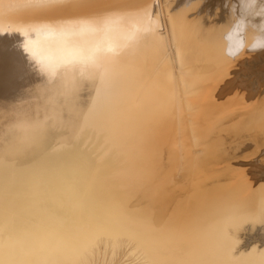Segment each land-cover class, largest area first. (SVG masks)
Listing matches in <instances>:
<instances>
[{"label": "bare ground", "instance_id": "6f19581e", "mask_svg": "<svg viewBox=\"0 0 264 264\" xmlns=\"http://www.w3.org/2000/svg\"><path fill=\"white\" fill-rule=\"evenodd\" d=\"M69 1L0 0V264H89L90 258L100 253L99 250L110 248L111 252H114V243L108 245L106 242L99 246L96 243L99 238L115 240L121 234L138 244L136 246L134 243L135 248L148 264H264V240L257 244L258 240L251 237L258 234L259 230L250 231L252 233L250 236L243 234L245 237H251L253 241H247L245 238L246 241L241 243L240 234L237 235L246 222L248 224L249 221L261 219L264 222V213L259 208V211L253 213L243 210L248 207L250 199L237 201L234 206L227 207L219 217L213 219L208 217L210 220L205 218L206 223L192 224V210L197 206L196 204L193 206L186 195V197L182 195L183 198L181 194V198L177 196V201L173 199L174 203L169 207L163 204L153 206L151 211L153 217L144 218L147 217L146 214L138 216L128 209L130 195L128 198L127 196L132 193L125 192L126 189L123 190L125 187L121 189L123 185L131 189L136 187L141 196L138 203L142 205L159 200L160 194L166 192L163 187L162 190L159 189L162 185L157 186L156 192L160 193L152 192L154 186L150 184L155 172L142 174L144 167L140 173L137 171L138 163L145 160L146 154L152 148L155 149L153 145L149 146L150 149L145 146L149 145L147 142L151 131L148 129V121L171 106L178 105L177 93L184 95L192 93V78L213 77L222 72L227 74L228 65L220 62L230 58L223 53L220 37L229 19L218 20V14L225 12V9L229 11L232 4L237 5L239 14V0H220L214 4L217 6L215 11L214 7H208L211 12L204 9L202 0H183L179 3L177 2L179 0ZM49 10L68 12L70 16L66 18L74 22L57 27L44 25L60 20L50 18L52 14L48 13ZM254 22L258 24L260 18L257 17ZM211 26H214L213 30L210 29ZM208 29L210 31L206 32ZM16 60L22 64H14ZM236 62L233 63L238 64L240 61ZM229 66L231 67V64ZM234 73L237 72L234 71L232 75ZM178 82L183 84L182 89ZM263 120L264 115L257 123ZM163 121H166L164 117ZM165 125L167 126L166 123ZM210 125L213 127L214 123ZM154 126L153 129L156 128ZM233 127L230 126L231 129ZM194 130L192 132H195ZM217 130L219 131V128ZM155 131L154 134L157 135ZM234 132L231 130L230 134ZM164 134L166 135V132ZM214 134L217 135V133L212 135ZM217 136L220 139L219 135ZM233 136L237 137L236 133ZM95 137H98L96 141H100V138L108 141L107 146L101 144L103 150L101 149L98 154L118 150L112 151L106 160L96 158L91 160L90 156L96 152L90 151L93 147L89 151L84 150L82 145L87 143L88 138H91L88 140L91 142ZM155 137L157 141L161 140L157 138L159 136ZM244 140L246 144V139ZM96 141L93 145L98 143V148L96 146L94 150L100 149L99 143H102V140ZM159 143L160 147L156 146L160 149L162 146L161 142ZM230 144L233 145L231 142ZM211 145L208 146L209 150L215 147ZM218 145L221 143L217 144L219 151L221 149ZM238 146L236 149L232 146V151L224 149L227 153L223 158L228 159L230 155L242 149ZM218 151L215 150L217 153ZM255 151L257 152V150L253 152ZM151 156L153 157V154ZM123 157L125 159L119 162L118 158ZM206 157L203 159H207ZM90 160L91 163L88 164L90 166L83 174L82 171ZM171 160L173 164L174 161ZM151 163L157 164L156 161ZM149 165H146L147 169ZM204 165L201 164L202 168ZM211 165L210 170L213 168ZM225 166L220 171L227 170ZM151 167L153 168V165ZM159 167L157 166V170L162 166ZM218 167L217 170L220 169ZM230 167L228 171L233 170ZM140 168L142 166H139ZM164 170H159L161 176ZM204 172L209 174L210 171L206 169ZM182 174L181 177L186 176ZM211 175V178L218 176L213 173ZM77 177H80L81 181ZM77 179L79 185L75 184ZM234 182L236 183V180ZM205 183L201 185L205 186ZM217 183L216 186L219 185ZM239 184L236 183L237 186ZM169 186L174 187V184ZM167 187L166 185V189ZM220 192L216 187L211 190L210 197H221ZM237 193L238 197L242 195V192ZM192 194L194 195L193 192ZM193 195L191 197H194ZM260 198L259 204L262 203L260 208H264V199ZM159 203H162L161 200ZM149 208L151 209V206ZM263 226L260 227L261 231ZM259 234L261 235V232ZM93 248L95 249L92 250Z\"/></svg>", "mask_w": 264, "mask_h": 264}, {"label": "rangeland", "instance_id": "374dc122", "mask_svg": "<svg viewBox=\"0 0 264 264\" xmlns=\"http://www.w3.org/2000/svg\"><path fill=\"white\" fill-rule=\"evenodd\" d=\"M70 1H72V2H77V1H79V0H70ZM69 1V2H70ZM177 1V0H176ZM180 1H183V0H179V1H177L178 3L180 2ZM193 1H198V0H193ZM203 1V7L205 6V7H214V10L213 11H215L216 9H217V6H214V4H216L217 2H220V0H202ZM212 1H214V3L212 2ZM210 2V3H209ZM213 5H212V4ZM209 5H212V6H209ZM113 6H111V8H112ZM204 7V9H206V11H208V12H211V9H207V8H205ZM204 9H202L203 11H205ZM205 11V12H206ZM229 11H228V9H225V12H223V13H219L218 15V20L219 19H221V21L223 20H227V19H229V17H230V12L228 13ZM48 13H50V18H52V19H60V20H56V21H54V22H49V23H44V25H47V26H49V27H57V26H60V25H68V24H71V22H74V20H72V19H67L66 17H69L70 16V14H68V12L66 13V12H56V11H48ZM223 14V15H222ZM62 17L63 18H65V19H62ZM222 17V18H221ZM213 28H214V26H211V30H213ZM210 29H208L206 32H209L210 31ZM246 52H247V50H246ZM250 54V53H249ZM251 55H253V56H251ZM246 58H245V57ZM243 56V58L244 59H242V58H239V59H235V61L233 60V59H229V60H226V59H224V60H222L220 63L221 64H224V65H228V66H226V70H227V74L225 73V72H222L221 74H218V75H216V76H213V77H202V78H192V93H189V94H187V95H184V94H182V93H177V96H176V98H177V100H178V105L177 104H175L174 106H171L168 110H166V111H163L164 112V115H162L163 114V112H160L161 113V115L159 116V114L160 113H158L157 115H155L152 119H150V120H152V121H148L149 122V124H147L148 125V129H149V131H150V137H149V142H147V143H149V145H145L148 149H150L149 148V146L151 145H153V146H155L154 148L155 149H151V151H149L148 153H150L151 152V154H150V156H148V153L146 154L147 156H146V158H145V160H143V161H140L139 163H138V169H137V171L140 173L141 172V170L143 169V167L146 169V170H148V171H145V169H143L142 171L143 172H141L142 174H146V173H150V172H155L154 174H155V177L153 176L154 174H152V176H153V179H152V182H151V186L153 187L154 186V190H152V192L154 193V194H156V193H160V191L159 192H156L157 191V189H158V187L157 186H159V185H162V186H160L159 187V189H161L162 190V187L163 188H165V191L166 192H163L162 194H160V199L159 200H154V201H151V202H148V203H143V205L142 204H140V203H138V201L140 200V198H141V196H140V194H139V190L136 188V190H134L135 188L134 187H132V189H131V187H127L126 188V185H123V186H121V189H123L124 187V191H125V189H126V191L125 192H127V193H129V192H131L132 194H128V196H127V198L129 197V195H130V198H128V203H129V205H128V209L129 210H132V212H134V214L135 215H138V216H145L144 214H146L147 215V217L145 216L144 218H151V216L153 217V213L151 212L153 209V206H159V204H163L164 206H170L172 203H174V200H176L177 201V198H179V196H180V194H181V196L182 195H186L185 197L188 199V201H192V205L194 206L195 204H196V206H197V208L196 209H194V210H192V224L193 223H200V224H202V223H206L207 222V220H210L209 218L211 217V219H213V218H216V217H219V216H221L222 215V213L227 209V207L229 208V207H232V206H234L236 203H237V201L238 202H243V201H245V200H248V199H250L249 200V204L247 205L248 207H245V208H243V210L245 211V212H247V211H250L249 213H253V212H255V211H257L258 210V208H259V210H261V212H263L264 213V208H260V206H261V204H259L261 201H259V198H260V196H261V200L262 199H264V135H262L261 133H263L264 134V126H263V124H264V120L262 121V122H259V123H257L260 119L262 120V118H263V115H264V50H260V51H257V52H255V54L254 53H252V54H250V55H248V52H247V54H245ZM250 56V57H249ZM236 60H238V64H236L237 62H236ZM231 63H230V62ZM227 62V63H226ZM233 62H236L235 64L233 63ZM14 64H16V65H21L22 63H21V61H19V60H16L15 62H14ZM231 64V67H232V71L230 70V65ZM242 64V65H241ZM244 64V65H243ZM234 65V66H233ZM234 69V70H233ZM239 69V70H238ZM230 71L233 73L234 71L235 72H237V73H234L233 75H232V73H230ZM229 72V73H228ZM229 74H231V75H229ZM226 75V76H225ZM228 76H230V77H228ZM231 76H233V78L231 77ZM226 77H228V79H226ZM232 78V79H231ZM203 83V84H202ZM200 84V86H197V85H199ZM178 85H180V88L182 89V87H183V84L181 83V82H178ZM196 85V86H195ZM194 86L195 87H198L197 89L196 88H194ZM194 88V89H193ZM200 89V90H199ZM202 90V91H201ZM205 91V92H204ZM209 92V93H208ZM247 94V95H246ZM199 95V96H198ZM204 95V96H203ZM203 99V100H201V99ZM214 98V99H213ZM243 98V99H242ZM174 99H175V97H174ZM184 99V100H183ZM200 99V100H199ZM248 99V100H247ZM199 101V102H198ZM226 101V102H225ZM244 101H247V102H244ZM190 102V103H189ZM201 102V103H200ZM213 102H214V104H213ZM210 103V104H209ZM196 104V105H195ZM201 104H202V106H201ZM211 105V106H210ZM196 109H195V108ZM215 107V108H214ZM198 109V110H197ZM208 110V111H207ZM205 111V112H204ZM229 111V112H228ZM169 112V113H168ZM202 112V113H201ZM217 112V113H216ZM224 112V113H223ZM237 112V113H236ZM171 113V114H170ZM196 113V114H195ZM228 113H229V115H228ZM257 113L259 114V115H257ZM166 114H168V115H166ZM170 114V115H169ZM226 114V115H225ZM237 114V115H236ZM236 115V116H235ZM161 116H162V118H161ZM168 116V117H167ZM218 116V117H217ZM226 116V117H225ZM231 116L233 117V118H231ZM240 116H242V117H240ZM257 116H259V117H257ZM163 117L165 118V120L166 121H168L169 120V122L167 123L166 121H163ZM217 117V118H216ZM220 117H221V119L222 120H224V122L222 121V120H220ZM228 117H230V118H228ZM237 117H239V119H237ZM168 120H167V119ZM219 118V119H218ZM236 120H235V119ZM240 118H241V120H240ZM160 119H161V121H160ZM194 119V120H193ZM198 119H200V120H198ZM211 119V120H210ZM154 120V121H153ZM158 120L160 121V122H158ZM172 120V121H171ZM175 120V121H174ZM215 120V121H214ZM240 120V121H239ZM254 120H255V122H254ZM164 122L163 123V125H162V123L161 122ZM172 123H171V122ZM220 121V122H219ZM234 121V122H233ZM241 121H242V123H241ZM152 122V123H151ZM155 122H157L156 123V126H154L155 125ZM196 122V123H195ZM210 122V123H209ZM223 122V123H222ZM239 122V123H238ZM154 123V124H153ZM165 123L167 124V126L165 125ZM213 123H214V125L215 126H217L219 123L221 124V125H218L217 127L219 128V131L217 130L218 128L216 127L215 128V126L213 125ZM218 123V124H217ZM225 123V124H224ZM230 123V124H229ZM245 123V124H244ZM151 124H153V125H151ZM158 124V125H157ZM174 124V125H173ZM201 124V125H200ZM210 124H212L213 125V127L210 125ZM231 126V128L234 126L233 124H235V126L233 127V129H234V131H233V129H231L230 128V126ZM239 124V125H238ZM241 124V125H240ZM248 124V125H247ZM171 125V126H170ZM177 125V126H176ZM198 125H199V127H198ZM211 126V129H210V127L209 126ZM233 125V126H232ZM153 126L154 127H156L155 129H156V131H155V129H153ZM160 126H161V128H160ZM165 126H166V128H165ZM221 126V127H220ZM240 126V127H239ZM243 126H244V128H243ZM248 126L250 127V126H253L252 128H248ZM259 126V127H258ZM260 126H261V128L262 129H260ZM165 129H164V128ZM199 128V130H198V128ZM223 127H225L227 130H225V128H223ZM229 127V128H228ZM160 129V133L158 134V131H159V129ZM164 129V133L166 132V135L163 133V129ZM196 128V129H195ZM222 128H223V131H222ZM246 128H247V130L249 131V132H247V130H246ZM257 128V129H256ZM175 129V130H174ZM195 129V130H194ZM212 129H213V133H217V135H219V137H220V139L218 138V136L216 135V134H214V135H212L213 133H212ZM216 129V130H215ZM230 129V130H229ZM250 129H251V131H250ZM255 129H256V131H255ZM195 131V132H192V131ZM209 130V131H208ZM214 130L216 131V132H214ZM231 130H232V132H234V133H232V135L230 134L231 133ZM254 130V131H253ZM259 130H260V132H259ZM263 130V131H262ZM154 131H155V133L157 132V135L156 134H154ZM162 131V132H161ZM170 131V132H169ZM188 131V132H187ZM225 131H228V132H225ZM258 131V132H257ZM173 133V135H172V133ZM187 132V133H186ZM199 132H200V134H203L202 135V137L201 136H199L200 134H199ZM202 132H204L205 133V137L206 136H208V137H204V133H202ZM241 132V133H240ZM257 133L258 135H260V136H258L257 134H255V133ZM153 135H152V134ZM161 133H162V135H161ZM168 133H171V135L170 134H168ZM176 133V134H175ZM196 133H197V135H196ZM206 133H209L208 135H206ZM219 133V134H218ZM225 133V134H224ZM228 133V134H227ZM235 133H236V136L237 137H235V136H233V134L235 135ZM246 133V134H245ZM253 133V134H252ZM198 137H196L195 135ZM238 134V135H237ZM247 134H249L250 136H248ZM251 134H252V136H251ZM159 136V137H157V138H160L161 140H159L158 139V141L156 140V137L155 136ZM177 135L179 136V137H177ZM196 137H194V136ZM211 135H212V138L213 139H215V140H213V139H211ZM226 135H228V136H226ZM231 135V136H230ZM245 135H247V138L245 137ZM257 135V136H256ZM161 136V137H160ZM222 136V137H221ZM225 136V138H223ZM230 136V137H229ZM233 136V137H232ZM240 136V137H239ZM262 136H263V138H262ZM155 139H154V138ZM163 137V138H162ZM200 137V138H199ZM210 137V138H209ZM215 137H217V138H215ZM254 137H256V138H260L261 139V141L259 142V138L256 140V138H254ZM98 137H95L94 138V140H91V142H89L90 140L89 139H91V138H88V140H87V143H84L83 145H82V148H84V150H87L88 149V151L93 147H95L96 148V146H97V148H98V143L97 144H95L94 143V145H93V142H95L96 140L95 139H97ZM100 138V137H99ZM180 138H183V139H181L180 140ZM201 138H203L202 140H201ZM221 138H222V140H221ZM239 140H238V139ZM249 138H250V140H249ZM253 138V139H252ZM162 139H164V141L162 140ZM166 139V140H165ZM205 139V140H204ZM210 139V140H209ZM219 141H217V140ZM229 139H231L230 141H229ZM233 139H235L234 141L236 142H234L233 141ZM241 139V140H240ZM244 139H246V144H245V140ZM99 140V139H98ZM101 140H102V143H99V148L100 149H95V150H97V151H95L93 148H92V150H90V151H93V152H96V154L95 153H92V156H93V158H92V156H90V159L92 160V159H103V160H106L107 159V157H109L110 156V153L112 152V151H117L116 149H113L112 151H108V153L107 152H105V153H101V154H98V152H100V151H102L103 150V148H101L102 147V145H106L107 146V143H108V141H105V139L104 138H100V141H96V142H101ZM199 140H200V143H199ZM206 142H204V141ZM225 142H224V141ZM247 140H249V141H247ZM252 140V141H251ZM105 141V142H104ZM170 141V142H169ZM179 141V142H178ZM196 141H198V142H196ZM210 141V142H209ZM222 141V142H221ZM239 141H241V142H239ZM244 143H243V142ZM251 141V142H250ZM88 142H89V144H88ZM155 142H158L157 144H155L154 145V143ZM159 142H161V146L163 147V145H164V148H160L161 150H162V152H161V150L159 149V148H157V146H159L160 145V143ZM202 142V143H201ZM230 142L233 144V145H231L230 144ZM253 142V143H252ZM106 143V144H105ZM151 143V144H150ZM196 143H198L197 145H196ZM210 143V144H209ZM219 143H221V145H218L220 148L219 149H221L222 150V152H221V150H217L218 149V147H217V144ZM223 143H225V144H223ZM244 145H243V144ZM259 143V144H258ZM102 144V145H101ZM159 144V145H158ZM166 144V145H165ZM169 144V145H168ZM206 144H207V146H206ZM214 145L215 147H211V148H213L212 149V152H211V148H210V150L208 149L209 147L208 146H210V145ZM216 144V145H215ZM227 144V145H226ZM230 144V145H229ZM237 144H239V146L237 145ZM92 145V146H91ZM157 145V146H156ZM211 145V146H212ZM223 145H225L224 147H223ZM236 145V146H235ZM105 146V147H106ZM167 146V147H166ZM232 146H234L233 148L234 149H236L237 148V146H238V148L240 149V148H242V149H240L238 152H236V154H232V155H230L229 157H228V159H225V158H223V156H224V154L225 153H227V152H225L226 150L227 151H232ZM160 147V146H159ZM166 147V148H165ZM169 147H170V149H169ZM217 147V148H216ZM227 147V148H226ZM86 148V149H85ZM168 148V149H167ZM204 148V149H203ZM102 149V150H101ZM158 149V150H157ZM224 149H226L225 151H224ZM252 149H254V150H257V152L255 151V152H253L254 150H252ZM99 150V151H98ZM154 150V151H153ZM164 150H167L168 152H166V151H164ZM170 150V151H169ZM207 150H209L210 152H211V156L209 155L210 154V152L209 151H207ZM215 150L216 151H218V153L217 152H215ZM250 150H252V152L250 151ZM88 151H86V152H88ZM160 151V152H159ZM164 151V152H163ZM176 152V154H174V153H172V152ZM203 151V152H202ZM223 151H224V153H223ZM246 151V152H245ZM155 152V153H154ZM156 152H157V154L159 155H157L156 154ZM170 152V153H169ZM194 152V153H193ZM205 152H206V154H205ZM208 152V153H207ZM249 152V153H248ZM88 153H91V152H88ZM164 153H165V155H164ZM167 153L169 154V155H167ZM204 153V154H203ZM217 153V154H216ZM221 153H223V154H221ZM248 153V154H247ZM153 154V157L151 156ZM161 154H162V156H161ZM213 154V155H212ZM220 155V157H219V155ZM98 155H100V157H98ZM103 155V156H102ZM175 155V157H177L176 158V160L178 161V163H177V161L175 160V157L173 158V156ZM222 155V156H221ZM234 155V156H233ZM248 155V156H247ZM97 156V157H96ZM102 156V157H101ZM157 156V157H156ZM161 156V157H160ZM169 156H171L170 158H169ZM198 156V157H197ZM206 156H208V158L206 157ZM207 158V159H203V158ZM210 157H211V161H210ZM241 157V158H240ZM110 158H112V157H110ZM152 158V159H151ZM153 158H154V160H153ZM161 160V161H159V159ZM202 158V159H201ZM213 158V159H212ZM243 158V159H242ZM123 159H125L124 157L122 158V159H119L118 158V161L119 160H121V161H123ZM169 159V160H168ZM171 159H173V161L175 162H173V164H172V160ZM215 159H218V160H215ZM221 159V161H219ZM233 161H231V160ZM91 160L90 161H88L87 162V164H86V167L83 169V174L86 172H84V170L88 167V166H90V165H88V164H90L91 163ZM148 160H150V161H148ZM166 160H167V162H166ZM182 160V161H181ZM207 161V162H200V161ZM214 160V161H213ZM238 160V161H237ZM121 161H119V162H121ZM152 161H156L157 162V164H160V165H155V163L153 164V163H151ZM163 161V162H162ZM197 161L199 162L198 164H197ZM219 161V162H218ZM226 161H227V163H226ZM117 162V161H116ZM159 162V163H158ZM169 162V163H168ZM171 162V163H170ZM210 162V163H209ZM221 162V163H220ZM230 162V163H229ZM236 164H235V163ZM141 163H143L142 165H141ZM145 163V164H144ZM146 163H148V164H146ZM149 163H150V165H149ZM165 165H164V164ZM168 163V164H167ZM203 163H205V164H207V165H204ZM216 163V164H215ZM217 163H219V164H217ZM140 164V165H139ZM170 164V165H169ZM172 164V165H171ZM201 164L202 165H204L205 166V168L207 169V171H210L209 172V174H205V172H204V170L206 171V169L204 168V166H203V168H204V170H202L203 168H202V166H201ZM212 164V165H211ZM215 164V166H216V168H215V166L213 167V165ZM228 164H230L228 167H230V166H232V167H234V168H236L235 170H234V168H231V169H233L232 171H228V167H227V165ZM146 165H149L150 167H148V169L146 168ZM151 165H153V168H155V170L151 167ZM168 165V166H167ZM178 167H177V166ZM200 165V166H199ZM209 165H211L213 168H212V170H210L211 169V167L209 166ZM217 165H221V166H217ZM224 165H226L225 166V168L227 167V170L225 171V170H223V171H220L221 169H224L223 168V166ZM235 165V166H234ZM139 166L141 167L142 166V168H140L139 169ZM155 166V167H154ZM157 166L160 168V169H162V170H164V169H166V170H164L165 172H167V170H168V172L167 173H165L164 171H162V173L164 172L165 173V176H164V173H163V175L161 176V171H159V170H157ZM163 166L165 167V168H163ZM170 166L172 167V168H170ZM196 166V167H195ZM198 166V167H197ZM168 167V168H167ZM208 167H210V168H208ZM217 167L218 168H220V169H218L217 170ZM149 168H150V170H149ZM230 168H229V170H230ZM151 169H152V171H151ZM169 169H171L170 171H169ZM182 169V170H181ZM201 169V170H200ZM87 170V169H86ZM140 170V171H139ZM184 170V171H183ZM214 170V171H213ZM157 171V172H156ZM159 171V172H158ZM192 171H193V173H192ZM206 175H204L202 172ZM211 171H212V173L213 174H215V176H217L216 174H218V176L217 177H214L213 176V178H211L212 177V173H211ZM215 171H219L218 173L217 172H215ZM233 171H235V172H233ZM238 171H239V173H238ZM82 172H81V174H82ZM146 172V173H145ZM172 172V173H171ZM196 172V173H195ZM199 172V174L197 175V173ZM222 172H224V173H222ZM228 172V173H227ZM231 172H232V174H231ZM183 173V174H182ZM188 173V174H187ZM206 173H208V172H206ZM246 175H245V174ZM80 174V175H81ZM83 174H82V176H81V178L83 177ZM161 176V178H163V179H161L160 178V176ZM181 174L182 175H184V174H186V176L185 177H181ZM189 174H191V176L189 175ZM192 174H194V175H192ZM197 176H196V175ZM228 174V175H227ZM235 174V175H234ZM238 174V175H237ZM157 175V176H156ZM204 176L206 179H207V177H209V183H208V179H207V182H206V179L204 178L203 179V177L202 176ZM209 175V176H208ZM220 175V176H219ZM230 175V176H229ZM244 177H243V176ZM170 176V177H169ZM193 176L195 177V178H193ZM201 178H200V177ZM233 176V177H232ZM239 177V178H237V177ZM243 178H242V177ZM158 177H159V179H158ZM189 177L190 178H193V179H189ZM228 177V178H227ZM242 179H241V178ZM77 178H79V180L81 181V178L80 177H77ZM184 178H186L187 180V182L184 180ZM198 178H200V179H198ZM226 178V179H225ZM232 178V179H231ZM237 178V179H236ZM250 178V179H249ZM158 181H157V180ZM195 179V180H194ZM79 180L77 179L76 181H75V184H77V185H79L80 183H79ZM160 180V181H159ZM164 180V181H163ZM169 180V181H168ZM174 180V181H173ZM236 180V183H237V185H238V183H240L239 184V186H237L236 185V183L234 182ZM118 180H116V182H117ZM203 181H204V183L206 184L205 186H202L201 184H203L204 185V183H203ZM216 181V182H215ZM220 181H221V183H220ZM226 181V182H225ZM228 181V182H227ZM230 181V182H229ZM232 181V182H231ZM119 182V181H118ZM117 182V183H118ZM155 182V183H154ZM199 182V183H198ZM202 182V183H201ZM218 182V183H217ZM222 182L223 183H229L228 185L227 184H222ZM254 182V183H253ZM171 183V184H170ZM172 183L174 184V187H171V186H169V185H172ZM182 183V184H181ZM183 183L185 184L186 183V185L188 186H186V185H183ZM191 183V185H189ZM219 184L218 186H220V187H218V186H216L215 184ZM163 184H165V185H163ZM199 184V185H198ZM208 184V185H207ZM212 184V185H211ZM213 184H214V188H213ZM221 184V185H220ZM232 184H233V186H232ZM261 184V185H260ZM166 185L170 188V190L171 189H174V188H177V189H174V190H169V188L167 187V189H166ZM192 185H194V186H192ZM196 185H198V186H196ZM222 185H224V186H222ZM228 186V188H227V186ZM186 186V187H185ZM190 186V187H189ZM200 186H201V188H200ZM232 186V187H231ZM244 186H246L245 188H243V189H241L242 187H244ZM259 186V187H258ZM123 187V188H122ZM141 187V186H140ZM183 187V188H182ZM193 187H196V189L195 188H193ZM198 187V188H197ZM203 187V188H202ZM204 187H206L205 189H204ZM208 187V188H207ZM216 187H217V191H221L220 193V195H221V197H219V196H217L216 198H211L210 197V192H211V190H213V189H216ZM223 187V188H222ZM226 187V188H225ZM230 187H231V189H230ZM234 187V188H233ZM238 189H240V190H238ZM130 188V189H129ZM186 190H185V189ZM188 188V189H187ZM190 188V189H189ZM219 188V189H218ZM248 188V189H247ZM262 188V189H261ZM192 189H194L193 191H192ZM202 189H204V190H202ZM207 189V190H206ZM220 189H225L224 191H222V190H220ZM229 189V190H228ZM244 189H245V191H244ZM151 190V189H150ZM168 190V191H167ZM200 190V191H199ZM247 190V191H246ZM253 190V191H252ZM77 191H79V190H77ZM136 191V193H134ZM172 191H174L173 193H172ZM185 191V192H184ZM196 191V192H195ZM234 191V192H233ZM252 191V192H251ZM187 192V193H186ZM190 192H191V194H190ZM192 192L194 193V195L192 194ZM228 192V193H227ZM236 192V193H235ZM237 192H242V195H245L246 193L248 194H253V193H256V194H253V195H245V197H242V195H240V197H238L239 195H238V193ZM243 192H244V194H243ZM259 192V193H258ZM126 193V194H127ZM133 193H134V195H133ZM189 193V194H188ZM198 193V194H197ZM201 193H202V195H201ZM204 193V194H203ZM239 193V194H240ZM135 194H137L136 196H137V198H136V196H135ZM235 194H236V196H235ZM263 194V195H262ZM191 195H193L194 197H191ZM195 195H197V197H201L200 199L201 200H203V201H201L200 199H198ZM203 195H205L204 197H203ZM230 195V196H229ZM260 195V196H259ZM169 197V199H168V197ZM175 196V197H174ZM178 196V197H177ZM181 196H180V198H181ZM184 196H182V198L184 197ZM223 196H224V198H223ZM177 197V198H176ZM188 197H190V198H188ZM225 197H226V199H225ZM233 197V198H232ZM236 197V198H235ZM238 197V198H237ZM251 197V198H250ZM162 198V199H161ZM167 198V199H166ZM176 198V199H175ZM185 198V199H186ZM194 198H196L197 200H199L201 203H204L203 205L201 204V203H199L196 199H194ZM234 199V200H232V199ZM255 198V199H254ZM174 199V200H173ZM195 200V202H194V200ZM237 199V200H236ZM254 199V200H253ZM137 202H136V201ZM160 200H161V202L162 203H159L160 202ZM225 200V201H224ZM257 200H258V202H257ZM159 201V202H158ZM222 201V202H221ZM264 201V200H263ZM140 202V201H139ZM158 202V203H157ZM196 202H198V203H196ZM214 202V203H213ZM226 202V203H225ZM165 203V204H164ZM167 203V204H166ZM194 203V204H193ZM235 203V204H234ZM258 203V204H257ZM134 204V205H133ZM156 204V205H155ZM132 205H133V208H132ZM137 205V206H136ZM209 205V206H208ZM253 205L254 206H257V207H253ZM129 206L131 207V208H129ZM143 206H145V208H143ZM151 206V209L149 208ZM206 208H205V207ZM259 206V207H258ZM204 207V208H203ZM214 207V208H213ZM264 207V206H263ZM149 208V209H148ZM207 208H209V209H207ZM256 208V209H255ZM147 211H146V210ZM193 209V208H192ZM247 211H246V210ZM145 210V211H144ZM210 210V211H209ZM218 210V212H215V211H217ZM223 210V211H222ZM258 210V211H259ZM141 211H142V214H141ZM149 211V212H148ZM210 212V213H209ZM211 212H214V213H212L211 214ZM138 213V214H137ZM144 213V214H143ZM148 213V214H147ZM218 214V216H217V214ZM150 214H152V215H150ZM197 215V216H196ZM207 215V216H206ZM214 215V217H212ZM216 215V216H215ZM264 215V214H263ZM209 217V218H208ZM198 218V219H197ZM201 218V219H200ZM207 220H206V219ZM203 219V220H202ZM198 221V222H197ZM203 221V222H202ZM260 222V223H259ZM261 223H263L264 224V222H263V220L261 219L260 221H255V222H251V221H249L248 222V224H247V222L242 226V228L240 229L241 231H239L238 233H237V235H239L240 234V238H241V240H239L241 243H243V242H245L246 240L247 241H251L252 239H251V237H254L253 238V240H258L257 241V244H259V242L261 243L262 242V240H264V226H263V224L261 225ZM246 225H248V226H246ZM255 225H257V226H255ZM260 225V226H259ZM259 226V227H258ZM263 226V228H262V231H261V229H260V227H262ZM250 229H249V228ZM252 228V229H251ZM258 228V229H257ZM122 229H123V227H122ZM244 229L245 230H247L246 232L244 231ZM258 231L259 230V233L261 232V235L258 233V234H255V235H252V231ZM243 231V232H242ZM251 231V232H250ZM245 236H247L248 234V236H250V235H252L250 238L249 237H245ZM258 235V236H257ZM104 236V235H103ZM122 236V237H121ZM121 236H119L118 235V238H115V240H107V239H105V238H99V240L98 241H96V243H97V245H99V246H101L102 244H105L106 242L108 243V245H111L112 243H114V252H111V250H110V248H107L106 250H103V251H101V250H99L100 251V253H96L92 258H90V260L88 261L89 262V264H148V263H146V261H145V259H144V257L142 256V254L135 248V244H136V246L138 245L137 243H135V242H133V240H128V239H130L128 236H125V235H123V234H121ZM124 236V237H123ZM243 236V237H242ZM97 237H101V235H97ZM128 237V239H126V238ZM245 238H246V240H245ZM248 238V239H247ZM258 238V239H257ZM252 240V241H253ZM243 241V242H242ZM135 243V244H134ZM96 248V247H95ZM95 248H93L92 250H94ZM98 248V247H97ZM97 250V249H96ZM170 255V254H169Z\"/></svg>", "mask_w": 264, "mask_h": 264}, {"label": "clouds", "instance_id": "9594fccd", "mask_svg": "<svg viewBox=\"0 0 264 264\" xmlns=\"http://www.w3.org/2000/svg\"><path fill=\"white\" fill-rule=\"evenodd\" d=\"M229 7V23L221 33L223 53L230 59H239L248 53L264 50V0H239ZM259 17L257 24L254 20Z\"/></svg>", "mask_w": 264, "mask_h": 264}]
</instances>
